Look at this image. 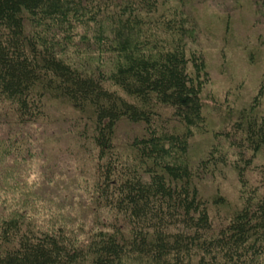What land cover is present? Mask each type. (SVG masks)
<instances>
[{
    "label": "trees",
    "instance_id": "16d2710c",
    "mask_svg": "<svg viewBox=\"0 0 264 264\" xmlns=\"http://www.w3.org/2000/svg\"><path fill=\"white\" fill-rule=\"evenodd\" d=\"M204 1L264 29V0H0V264H264V38L217 100Z\"/></svg>",
    "mask_w": 264,
    "mask_h": 264
},
{
    "label": "rangeland",
    "instance_id": "374dc122",
    "mask_svg": "<svg viewBox=\"0 0 264 264\" xmlns=\"http://www.w3.org/2000/svg\"><path fill=\"white\" fill-rule=\"evenodd\" d=\"M204 2H207V4L199 7L203 3L201 2L198 5V10H196L201 19L199 27L202 32L201 36L198 37V43L206 55L212 78L211 90L217 100H222L224 91L242 83L245 89L241 96L248 99L257 88L262 66L260 68L249 67L246 63V57L249 50L258 47L257 44L260 41L256 39V35L260 33L264 38V29L259 26L254 27L256 24L253 12L248 6H243L241 12H235V10H229L231 4L221 6L215 2ZM227 12H230L231 32L229 34H232V38L224 31L223 18ZM217 17L222 19L219 20ZM227 41L231 44L230 46L226 45ZM206 102V105L211 107V104L208 101ZM223 112L219 110L218 113L221 115ZM51 130L55 131L57 128L54 126ZM49 146H52V144L45 143L44 147L49 148ZM57 147L60 148L61 146ZM52 154L60 156L57 153ZM60 157L63 160L62 156ZM54 161L61 162L59 157H53V161L49 160V163L52 165ZM42 166L43 162L41 160L33 159L28 176H26L27 181H36V187L38 188L43 185V183L39 185L41 174H38L42 171ZM61 169L66 171L67 174L71 173L65 163L62 164ZM221 186L226 195L236 191L235 179L230 173L226 172V180L221 181Z\"/></svg>",
    "mask_w": 264,
    "mask_h": 264
}]
</instances>
